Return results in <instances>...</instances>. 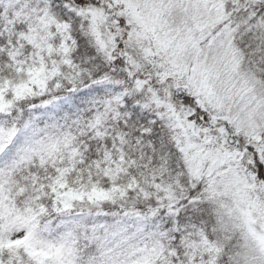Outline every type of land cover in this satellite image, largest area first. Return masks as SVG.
<instances>
[{"label":"snow or ice","instance_id":"snow-or-ice-1","mask_svg":"<svg viewBox=\"0 0 264 264\" xmlns=\"http://www.w3.org/2000/svg\"><path fill=\"white\" fill-rule=\"evenodd\" d=\"M0 264H264V0H0Z\"/></svg>","mask_w":264,"mask_h":264}]
</instances>
